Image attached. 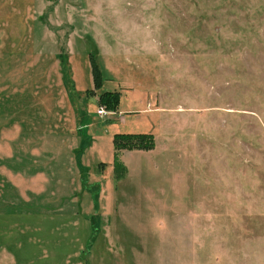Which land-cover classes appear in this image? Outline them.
Returning a JSON list of instances; mask_svg holds the SVG:
<instances>
[{"label":"rangeland","instance_id":"374dc122","mask_svg":"<svg viewBox=\"0 0 264 264\" xmlns=\"http://www.w3.org/2000/svg\"><path fill=\"white\" fill-rule=\"evenodd\" d=\"M0 264H264V0H0Z\"/></svg>","mask_w":264,"mask_h":264},{"label":"crops","instance_id":"0c3cea01","mask_svg":"<svg viewBox=\"0 0 264 264\" xmlns=\"http://www.w3.org/2000/svg\"><path fill=\"white\" fill-rule=\"evenodd\" d=\"M189 182V179L187 180ZM196 182V181H195ZM175 194V193H174ZM218 195H213L211 198L208 197V195L204 194H195V193H189V186H188V194L185 196V203L183 204V208H180V198L174 195L173 200L174 204L171 205V208L173 210V213L175 214V218H183L184 221V228L187 230H191L194 228L197 231L202 230L201 221H199V217L201 216L202 223H208L212 227L216 226V221L214 220V216L217 217L218 210V204L216 205V208L214 207V204L209 205L210 203L220 200L222 198ZM204 202V204H203ZM210 202V203H209ZM214 216H213V215ZM207 218H210V221H207ZM218 218V217H217ZM180 220L181 224L183 225V221ZM218 221V220H217ZM216 228V227H215Z\"/></svg>","mask_w":264,"mask_h":264},{"label":"trees","instance_id":"16d2710c","mask_svg":"<svg viewBox=\"0 0 264 264\" xmlns=\"http://www.w3.org/2000/svg\"><path fill=\"white\" fill-rule=\"evenodd\" d=\"M120 100V95H114L113 98H106L105 104L108 105L110 110L116 111V109H118V106L120 105ZM133 140L138 143L132 144L134 145L132 147H128V142H131ZM113 142L116 150H121L122 148L152 150L155 147L154 135L151 134H115ZM114 166L116 178H124V174H126V169L120 164L117 155L114 158Z\"/></svg>","mask_w":264,"mask_h":264},{"label":"built area","instance_id":"2783aa9c","mask_svg":"<svg viewBox=\"0 0 264 264\" xmlns=\"http://www.w3.org/2000/svg\"><path fill=\"white\" fill-rule=\"evenodd\" d=\"M98 113H99L100 115H104V114H106L105 109H101V110H99Z\"/></svg>","mask_w":264,"mask_h":264}]
</instances>
